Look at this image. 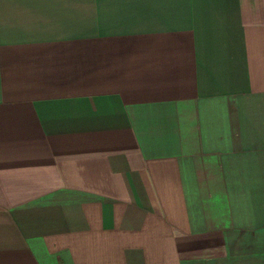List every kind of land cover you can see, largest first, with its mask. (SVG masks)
Returning a JSON list of instances; mask_svg holds the SVG:
<instances>
[{
  "label": "crops",
  "instance_id": "1",
  "mask_svg": "<svg viewBox=\"0 0 264 264\" xmlns=\"http://www.w3.org/2000/svg\"><path fill=\"white\" fill-rule=\"evenodd\" d=\"M0 264H264V0H0Z\"/></svg>",
  "mask_w": 264,
  "mask_h": 264
}]
</instances>
